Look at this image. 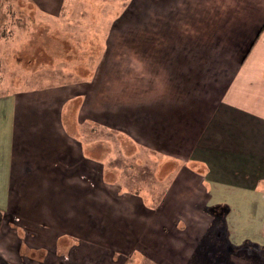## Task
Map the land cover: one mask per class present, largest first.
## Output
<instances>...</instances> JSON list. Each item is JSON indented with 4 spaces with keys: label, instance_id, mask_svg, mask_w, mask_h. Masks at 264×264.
<instances>
[{
    "label": "crops",
    "instance_id": "1",
    "mask_svg": "<svg viewBox=\"0 0 264 264\" xmlns=\"http://www.w3.org/2000/svg\"><path fill=\"white\" fill-rule=\"evenodd\" d=\"M27 1L25 7L35 10L38 20L76 15L81 3ZM104 1H132L128 12L134 16L119 22V29L148 25L180 35L189 24V0L181 1L187 17L180 22L152 23L134 22L140 2L149 11L166 12L179 3L165 0L155 8L152 0ZM237 6L230 5L228 12L231 53L224 59L220 54L221 61L207 55L219 53L215 41L206 44L186 32L181 37L155 33V52L107 54L104 42L115 38L110 33L104 40L103 22L76 27L85 47L77 49L70 43L73 34L69 37L66 54L56 57L69 60L60 68L63 74H14L11 86L0 92V255L5 264H145V259L196 264L198 251L202 261L197 264H205L204 255L210 258L207 264H264V0H240ZM48 24L54 27L40 26ZM250 28L255 40L241 57L236 53L241 32ZM93 32L101 38L95 41ZM196 41L205 54L167 53L173 46L193 53ZM43 53L55 62L52 45ZM235 56L240 72L230 75L222 92L214 69L227 67ZM36 58L45 59L39 53ZM199 74L217 85L201 88L206 84L200 81L197 86ZM84 126L91 133L94 126L104 131L105 143L114 132L174 165L160 173L147 169L150 191L142 190L141 176L128 178V169L110 163L108 149L95 153L91 138L78 130ZM210 232L212 238L206 239ZM65 238L75 241L63 248Z\"/></svg>",
    "mask_w": 264,
    "mask_h": 264
},
{
    "label": "rangeland",
    "instance_id": "2",
    "mask_svg": "<svg viewBox=\"0 0 264 264\" xmlns=\"http://www.w3.org/2000/svg\"><path fill=\"white\" fill-rule=\"evenodd\" d=\"M23 1V2H21ZM0 0V29L1 25L4 23L7 28L4 29L3 34L5 36L9 37L3 40L2 38L0 40V92L2 90L6 91L8 87L11 86V80L14 78V74L18 73H25V74H35L38 72L45 71L47 72H53V73H59L63 74V71L60 70L67 62H59L56 60V57L58 56V53L63 52L66 54V50L69 49L68 41L69 37H71L70 43H77V49H79V45L85 47L84 42L82 40H79L81 37L80 31L76 28H78L84 24V25H101L100 23L104 24V40L107 41L106 38L111 33V38H115L114 41H109L108 45L104 42V49L107 48V54H123V55H132V54H147L150 52H155L156 46L154 44V37L155 33H169V36H180L181 33H187V36L190 38H200L202 39L203 43L209 44L212 41H215V44L217 45V49L219 53L214 50L215 53L213 54H207L210 57H212L216 61H221L220 54L222 56V59H224V54L228 55L231 53V46L229 45V38H230V31H229V23H230V16L228 14L230 10V5H234V8L236 10H239V7L237 5L240 4V0H203V4L200 5L197 2L199 0H189V6H188V13H189V24L185 26V29H180L178 31L179 34L172 32L171 30L164 31V30H151L149 29L148 25L141 27L140 29L133 30L132 24L126 28V29H119L121 27L119 22L125 23L127 19L132 18L134 16L133 10L129 11L130 5H132V1H130L126 5H120L119 3L112 1H104V4H102L103 0H93V2L86 6L85 2L86 0H81L80 3V9L76 13V15H69L68 17L66 15H63L59 17L56 20L52 19H41L35 22V24L32 25L31 22H27L24 20H16L14 22V25H10V21H14L15 18L10 19L9 10L13 9L10 6L15 8H21L22 11L26 12L27 15L32 16L34 15V12H31L32 9L30 7L26 8L30 3L27 0ZM165 0H152L150 2V5L153 7L155 5V8H158V5ZM171 2H177L179 3L178 6H172L174 9H170L168 12L165 10H159L156 9V11H149V8L145 5L144 2H140L138 4V7L135 8V19L134 22L140 23V22H147V21H161V22H180L182 19L186 18L187 16L182 15L181 12H186L185 7H181V1L183 0H170ZM28 2V3H26ZM107 3V4H106ZM104 9V14H94L92 10L95 8V6H100ZM26 6V7H25ZM90 9H86V7H91ZM178 7V8H177ZM133 9V8H130ZM36 15V14H35ZM23 16V15H22ZM66 16V17H64ZM103 16V17H102ZM24 18V16L22 17ZM35 21V20H34ZM53 23L54 27L51 24H48L47 26H40V23ZM7 23V24H6ZM17 23V24H16ZM17 25V26H16ZM123 25V24H122ZM128 26V25H127ZM16 28V31H15ZM54 28V29H53ZM260 26L255 31L256 34L260 31ZM71 29V30H70ZM14 33L13 35H11ZM242 43L237 47V55L239 54L241 57L246 55L251 51V47L253 46L255 37H252V30L246 29L244 32L242 31ZM93 37L95 41L101 38L100 34H97L93 32ZM26 36V37H25ZM81 36V37H79ZM28 39L29 42L31 41H40L43 40L44 48L49 49L50 45L53 46L55 50L54 58L55 62L51 61L50 59L46 60L45 53H43V59L41 61V65L37 63L35 60L36 55H38L39 46L35 45L29 53H31V57H33L32 61L29 63L25 61H20L22 64H18L16 61L19 60V58L24 59L26 55L21 54V46H23V41ZM139 39H144V42H142ZM228 41V43H227ZM63 44L65 45V48H62V50H59V45ZM181 47L173 46L171 47L167 53L169 54H182V55H202L205 54L202 51L201 42L196 41L194 45H192L191 49L194 51L193 53L189 51V48L181 50ZM43 52H45L43 50ZM29 57V58H31ZM232 57V56H231ZM236 57V56H235ZM18 59V60H17ZM21 59V60H22ZM236 58H232L227 65V67H215V80L218 83H220L219 87L221 88V91L226 88L228 85V81L230 79V75L232 76L233 72L237 70V62ZM15 60V61H14ZM259 62V60L254 58L253 65L255 63ZM240 62V60H239ZM192 65L193 63H189ZM18 66V70H15L17 68H14ZM24 65V66H23ZM216 65L221 66L220 63H216ZM244 69V66L241 68ZM245 70V69H244ZM243 70V71H244ZM206 75H208V72L204 70ZM237 72H240V69L237 70ZM42 74V73H39ZM51 75V73H50ZM200 75V74H199ZM67 77V76H64ZM197 79V78H196ZM195 79V83L198 86L201 82H204L206 85L201 86V88H206L208 83L213 82L208 76L200 75L199 81ZM237 82L241 83L240 80L237 78ZM215 85H217L215 83ZM199 89V88H198ZM85 135L86 138H91L93 143V149L96 154H100L101 151H104V149H108V157L111 160V164L117 165L120 167V169H128L125 172V175L130 177H139L141 176L142 181L150 182L151 176L149 175L150 172L147 171V169H157L156 173H160L162 169H170L172 165H174V161L170 159H163L160 155H152L150 152L145 149H139L136 147L135 144L132 143L131 140H128L125 136L120 134H114V132H110L113 138H108V143L104 142V131L100 130L99 127H93V133H91L88 127L84 126V128H78L79 131H81ZM105 130V129H104ZM107 131H105L106 134ZM102 134V135H101ZM81 135V133H80ZM103 139V140H101ZM124 153L127 157L132 156L131 158H126L124 155H121L118 153V151ZM104 155V153H102ZM104 160V156H103ZM140 180V181H141ZM140 182L139 186H141L142 190L150 191L147 185L149 184L144 182ZM207 238H212V233L210 232L208 234ZM79 240V239H76ZM94 240H98V238H94ZM104 241V239H102ZM75 239H61L60 246L64 248V246H67V242H74ZM211 243V240H210ZM203 250V249H200ZM255 250H258L255 248ZM201 251H198V254H200ZM197 254V255H198ZM194 258V262H200L202 259L200 257ZM6 256V254H5ZM211 257V256H209ZM139 261V259H135ZM210 258H207L205 255L203 257V262L205 264L209 263ZM3 261L4 258L0 255V263L5 264ZM131 261V259H130ZM145 264H148V261L145 259ZM142 262V261H141ZM254 264L253 262H251Z\"/></svg>",
    "mask_w": 264,
    "mask_h": 264
},
{
    "label": "trees",
    "instance_id": "3",
    "mask_svg": "<svg viewBox=\"0 0 264 264\" xmlns=\"http://www.w3.org/2000/svg\"><path fill=\"white\" fill-rule=\"evenodd\" d=\"M85 2V4H86V6H89L92 2H93V0H86V1H84ZM107 4V3H106ZM100 6V5H99ZM9 7H11V8H13V9H10L9 10V14H10V19H13V18H15V20L14 21H10V25H14V22L16 21V20H24V21H27V22H31L32 23V25L33 24H35V22L36 21H38V19H37V16L35 15V10H32L31 12H34V15L32 16V18L30 17V15H27V13L26 12H24V11H22V9L21 8H15V6L14 7H12V6H10L9 5ZM90 8H92V6L91 7H86V9H90ZM92 12L94 13V14H102V8H101V6H100V11H99V7L98 6H95V8L92 10ZM24 16V18H22L23 16ZM68 17V16H67ZM35 20V21H34ZM7 24V23H6ZM17 24V23H16ZM17 26V25H16ZM94 27H96V25H94ZM5 28H7V26H5L4 25V23L1 25V29H0V40L2 39V38H4L3 40H5L6 38H9L8 36L6 37L5 36V34H3V32H4V29ZM15 31H16V28H15ZM95 31H97V30H95ZM14 33H12L11 35H13ZM26 37V36H25ZM35 45H38L39 46V51H38V53H39V57L40 58H43V55H42V52H43V49L45 50V51H47V48H44V44L42 43V42H40V41H31V42H29L28 41V39L26 38V40L25 41H23V46H21V48H22V50L20 51L21 52V54L22 55H25V54H27V50H31ZM62 48H63V46H59V49L60 50H62ZM27 57L28 58H26V56H25V58L26 59H22V58H19V60L18 61H16L18 64H22L20 61H25V62H27V63H29L30 61H32V59H33V57H31V53H28L27 54ZM29 57H31V58H29ZM22 59V60H21ZM35 60L37 61V63H39L40 65H41V62L39 61V60H37V58H35ZM15 61V60H14ZM59 62H61V61H58V63ZM64 63V62H63ZM24 66V65H23ZM15 68H17V69H15V70H18V66H16L15 65Z\"/></svg>",
    "mask_w": 264,
    "mask_h": 264
},
{
    "label": "bare ground",
    "instance_id": "4",
    "mask_svg": "<svg viewBox=\"0 0 264 264\" xmlns=\"http://www.w3.org/2000/svg\"><path fill=\"white\" fill-rule=\"evenodd\" d=\"M54 224V223H53Z\"/></svg>",
    "mask_w": 264,
    "mask_h": 264
}]
</instances>
